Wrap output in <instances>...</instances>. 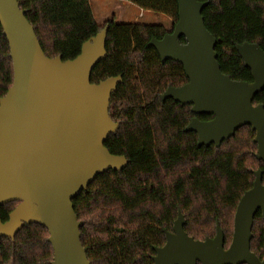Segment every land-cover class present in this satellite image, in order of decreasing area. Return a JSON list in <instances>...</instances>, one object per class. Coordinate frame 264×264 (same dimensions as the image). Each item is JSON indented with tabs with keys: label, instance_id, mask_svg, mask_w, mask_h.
<instances>
[{
	"label": "trees",
	"instance_id": "trees-1",
	"mask_svg": "<svg viewBox=\"0 0 264 264\" xmlns=\"http://www.w3.org/2000/svg\"><path fill=\"white\" fill-rule=\"evenodd\" d=\"M33 25L48 57L74 59L83 44L108 27L107 56L93 70L98 83L122 76L112 97L110 115L119 124L105 145L112 154L125 156L127 166L99 175L73 202L83 225L81 242L91 264H154V248L166 242L179 210L186 232L197 240L216 235L217 224L229 247L234 216L244 193L253 187L255 172L263 171L257 159L255 131L240 128L220 147L198 145L195 132H186L198 117L191 106L162 94L188 82L183 66L162 62L148 47L167 32L163 25L97 23L90 0H18ZM144 11L159 12L178 21L177 0H126ZM209 1L203 10L205 25L218 44V62L233 80L252 82V73L237 45L257 43L264 51V0ZM181 43H186L182 37ZM10 47L0 24V98L13 85ZM264 104V90L253 102ZM18 201L0 206L7 221ZM251 250L264 260V217L255 215ZM49 231L39 224L25 225L14 240L0 237V264H52Z\"/></svg>",
	"mask_w": 264,
	"mask_h": 264
},
{
	"label": "water",
	"instance_id": "water-1",
	"mask_svg": "<svg viewBox=\"0 0 264 264\" xmlns=\"http://www.w3.org/2000/svg\"><path fill=\"white\" fill-rule=\"evenodd\" d=\"M178 21L153 47L162 62L180 63L188 82L168 87L169 98L191 106L195 115L185 128L195 132L198 145L220 147L236 132L250 126L264 162V104L255 105L264 90V51L257 43L237 45L252 82L233 80L218 62L217 38L205 25L209 1L177 0ZM0 24L13 61L14 80L0 98V206L18 201L7 221L0 216V237L13 239L25 226L39 224L49 231L52 264H91L81 242L82 221L73 200L99 176L124 169L125 156L112 154L105 143L118 130L110 115L113 95L122 76L98 83L95 67L107 56L108 27L86 41L74 59L48 57L18 0H0ZM184 37L186 43H181ZM264 217L263 171L255 172L253 187L240 199L231 244L224 231L197 240L186 230L179 210L166 242L155 247L154 264H264L251 250L254 218Z\"/></svg>",
	"mask_w": 264,
	"mask_h": 264
},
{
	"label": "rangeland",
	"instance_id": "rangeland-1",
	"mask_svg": "<svg viewBox=\"0 0 264 264\" xmlns=\"http://www.w3.org/2000/svg\"><path fill=\"white\" fill-rule=\"evenodd\" d=\"M90 3L94 17L100 25H105L108 21H114L116 23L163 25L166 31H171L174 27V21L167 15L144 11L126 0H90Z\"/></svg>",
	"mask_w": 264,
	"mask_h": 264
}]
</instances>
